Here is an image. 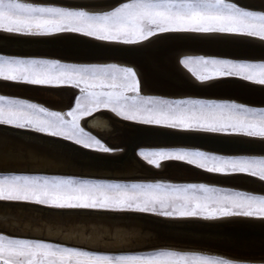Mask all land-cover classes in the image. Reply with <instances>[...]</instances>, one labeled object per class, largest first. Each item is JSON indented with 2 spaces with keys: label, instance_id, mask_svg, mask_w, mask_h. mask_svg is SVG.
Returning a JSON list of instances; mask_svg holds the SVG:
<instances>
[{
  "label": "snow or ice",
  "instance_id": "obj_1",
  "mask_svg": "<svg viewBox=\"0 0 264 264\" xmlns=\"http://www.w3.org/2000/svg\"><path fill=\"white\" fill-rule=\"evenodd\" d=\"M154 29L162 33H234L243 36H260L264 39V14L242 10L227 0H134L123 3L114 11L92 15L71 7L42 3H25L22 0H0V30L29 37H46L59 33H76L94 37L100 41H116L134 44L151 36ZM182 64L188 63L186 60ZM204 75L198 80L221 77H238L264 85V64L238 63L229 60L200 59ZM212 65V68H208ZM125 77L134 75L129 68L115 65L76 66L59 61L23 59L0 55V79L28 85H63L78 87L90 97L88 106L81 109L79 97L72 118V133L77 134V121L81 116H92L94 111L113 106L112 110L124 119L136 120L146 125L166 128L264 137V111H255L237 104L200 105L198 108L172 105L166 100L145 98L140 104L123 110L124 93L136 86L118 81L115 73ZM100 89L101 91H90ZM112 89L119 91H104ZM197 102L188 101L191 105ZM120 108V111H117ZM31 110V113L26 110ZM129 112L131 114H129ZM32 113L51 115L52 120L31 118ZM96 119L95 116H92ZM59 113H47L35 104L9 99L0 95V123L18 127L35 126L37 131L60 135L57 122ZM67 135V133H65ZM77 143L84 141L77 139ZM90 141L85 143L89 147ZM105 151L110 149L105 148ZM159 159L184 161L208 173L256 175L252 168L257 161L243 158H225L216 154L195 151H160L144 154ZM159 167L158 160H149ZM260 179L264 180V160L258 162ZM182 194V195H181ZM203 194V195H201ZM252 197L240 192H220L204 185L171 187L163 184L89 183L73 180H38L26 176L0 177V201L32 202L37 205L60 209H107L155 211L161 215L178 217L250 216L252 210L245 207ZM183 201L177 203V201ZM264 214V199L259 201ZM168 209H171L170 211ZM75 258L76 264H230L226 259L202 255H177L173 252H157L152 255L97 254L48 244L12 239L0 236V264H67Z\"/></svg>",
  "mask_w": 264,
  "mask_h": 264
},
{
  "label": "bare ground",
  "instance_id": "obj_2",
  "mask_svg": "<svg viewBox=\"0 0 264 264\" xmlns=\"http://www.w3.org/2000/svg\"><path fill=\"white\" fill-rule=\"evenodd\" d=\"M49 0H22L25 3H44ZM71 4L72 6H82L81 8L71 7L72 10L84 11L86 13H102L111 9V7H104L103 4L106 2H115L116 0H55ZM118 1V0H117ZM246 9H250L255 12L264 13V0H236ZM56 5V4H51ZM60 6V5H56ZM66 7V6H65ZM170 33V32H167ZM181 33V32H180ZM0 34L12 37H27V38H42V37H29L21 36L13 33H6L0 31ZM166 33H158L152 37L138 41L134 44H123L116 41H100L94 37H85L81 34L76 33H59L52 36H60L56 43L49 45H41L33 48L32 50H46V52L55 53L58 58L48 57H21L23 59H38V60H49L59 61L62 64H71L76 66H91V65H115L118 68H129L134 73V78L137 82V90L132 92L130 96L143 94L149 98H157L160 100H194L199 101L202 99L212 98H200L197 94L205 93V91L196 88L199 84H207L213 80H198L186 70L181 63L184 59H211L212 56L194 53L198 50L216 51L222 53L239 54V55H252V56H263L264 46L256 45L253 43L243 41H231V40H217V39H198L192 37H180V36H168V38L162 39L157 43L149 44L145 47H138L145 42H149L159 35ZM190 34H206V33H190ZM216 34V33H208ZM220 34V33H219ZM224 34V33H222ZM226 34V33H225ZM76 35V36H73ZM229 35V33H228ZM232 35V34H231ZM238 35V34H237ZM242 36V35H241ZM51 37V36H46ZM80 37V39H78ZM83 38V39H81ZM252 38V37H251ZM255 38V37H254ZM252 38V39H254ZM260 38V37H259ZM86 39V40H85ZM258 41L264 42L263 39H257ZM95 41L99 44H106L100 47L95 46ZM89 42V43H88ZM112 46V47H110ZM116 48V49H115ZM18 49V48H16ZM19 50V49H18ZM188 50H195L193 52H187ZM1 55V54H0ZM5 57H15L7 56ZM109 58L111 60L117 59L119 61L107 62H88L93 59ZM216 60L224 59L232 62L242 63H253V64H264V60H236L222 57H213ZM64 59V60H63ZM222 78V77H221ZM236 78V77H233ZM242 80L240 78H236ZM2 81V79H0ZM245 81V80H242ZM12 82V81H11ZM248 82V81H245ZM254 85L263 86L258 83L248 82ZM14 86L9 89L11 92L23 94V97L13 96L0 92V95L5 96L9 99L22 101L26 104H35L37 108H42L47 112L59 113L62 117L60 122L69 123L72 118L67 116L69 111H72L73 106L68 107L72 90L69 86H34L28 84L13 83ZM18 86V87H17ZM206 86V85H205ZM7 90V89H5ZM209 92V91H206ZM212 92H225L229 95H233L245 100L246 103H240L237 100H226V99H212L217 103H230L237 104L242 107L264 111V91L256 90L246 87L239 83H226L223 87L212 90ZM210 93V92H209ZM129 95V94H128ZM197 95V96H196ZM28 96V97H26ZM197 99V100H196ZM199 99V100H198ZM211 100V101H212ZM217 100V101H216ZM207 101V100H202ZM256 106H249V105ZM67 107L69 109H67ZM104 111L105 108L94 111ZM117 119L125 122H132L131 120L124 119L121 115L114 113L113 111H107ZM92 114V115H93ZM38 117V116H37ZM90 116H81L78 121V128L82 131L83 135L89 140L95 141V148L85 147L83 143H77L76 140L66 138L60 135L57 137L64 138L81 148L88 149L92 152H98L106 155L116 156L121 153L131 144V138L135 136V129L130 126H123L107 119L105 116H98L91 122H86V119ZM136 123V122H132ZM141 124V123H140ZM9 125V124H7ZM10 126L18 127L15 124ZM24 128V127H19ZM173 129V128H169ZM36 130V129H35ZM182 130V129H177ZM190 131V130H182ZM40 132V131H37ZM199 132V131H198ZM47 134L45 132H40ZM54 136V135H51ZM139 136V135H137ZM99 148V149H98ZM108 148L110 151H105ZM124 149V150H123ZM195 151L198 149L187 148V147H176V148H142L136 151V157L149 168V170L159 171L163 169L164 162L167 159H158L159 167L155 164H150V159L142 156L140 153L148 154L156 151ZM58 149H53L48 146H42L38 143L23 138H15L13 136L0 132V167L9 166H65L72 165L76 166L75 162H72L67 157H59ZM202 151V150H200ZM205 152V151H203ZM208 153V152H205ZM212 154V153H209ZM222 156V155H220ZM225 158H243L251 159L254 161L264 160V156H222ZM147 162H146V161ZM120 162L122 161L119 160ZM170 168L168 167V173L172 174L171 178L176 179H148L143 178V173L138 172L132 163L123 161V164H116L114 161H106L104 163L95 162H79L80 166L87 171H99L102 174H108L107 171L114 175H119L120 171H124V176L133 175L138 177L137 179L130 180H105V179H91V178H80L70 177L62 175H45V174H0L3 176H23L26 177H44L54 179H74L84 180L91 182L100 183H118V184H148V183H163L179 186L187 185H204L208 188H213L221 192H240L243 195L250 197H258L264 199V180L257 178L247 173H234V174H216L208 173L203 169H199L196 166L184 163V161L170 160ZM177 164H182L180 166ZM144 168L148 171V169ZM196 171L211 175H217L220 177H229V175H241L242 178L238 177L235 182L238 185H221L212 184L197 179ZM1 177V176H0ZM248 178V179H247ZM143 181V182H142ZM157 181V182H155ZM159 183V184H160ZM261 183V184H260ZM177 187V186H176ZM17 202V201H12ZM24 203V202H23ZM32 203V202H25ZM35 204V203H33ZM43 206V205H39ZM46 208H54L43 206ZM60 209V208H54ZM94 210H107V209H94ZM108 211H120V210H108ZM135 212L148 214L157 218L165 220H179V219H204L202 217H178V216H166L159 215L150 212H138L133 210H123V212ZM121 212V211H120ZM231 217H244L255 221H264L263 215H250V216H216L210 220H223ZM248 225L242 226L249 230L255 231V234L259 231L264 232V223H246ZM235 227V226H234ZM0 236L12 239L27 240L30 242H38L48 244L53 247L70 248L78 251L88 252L85 250L68 247L55 243L54 241L65 242L69 244H77L83 246H89L97 249H110L115 251L121 250H134L130 253H114V254H133V255H148L157 252H173L175 254L184 255H202V256H213L220 259H226L230 263L234 264H264V239H254L252 242H242L230 240L227 237L211 236L207 235L203 239L202 235L199 234H181L176 229H169L162 227L159 223H155L150 219H144L139 217L127 216H113V215H93V214H55L46 211H41L35 208L28 207H9L0 205ZM44 238V239H43ZM53 240V241H51ZM165 244H183L191 248H202L210 249L211 251H197L198 249H177V248H163ZM160 249V250H157ZM215 252V253H213ZM92 253V252H91ZM220 253V254H218ZM97 254H109V253H97ZM228 256V257H227ZM235 258V261L232 258ZM242 260H247L243 262ZM248 260L252 262H248Z\"/></svg>",
  "mask_w": 264,
  "mask_h": 264
},
{
  "label": "water",
  "instance_id": "obj_3",
  "mask_svg": "<svg viewBox=\"0 0 264 264\" xmlns=\"http://www.w3.org/2000/svg\"><path fill=\"white\" fill-rule=\"evenodd\" d=\"M128 0H116L115 2H106L103 4L104 7H116L121 5ZM38 3V2H37ZM44 3L56 4L60 6L66 7H75L81 8L82 6H72L71 4L59 2L55 0H49ZM76 36V35H73ZM168 36H180V37H192L198 39H217V40H231V41H243L248 43H253L256 45L264 46V42H260L256 39H252L250 37L241 36V35H228V34H190V33H166L163 35H159L157 38L145 42L141 45H136L142 48L149 44L157 43L162 39L168 38ZM60 36H51V37H42V38H27V37H12L6 36L4 34H0V54L7 56H21V57H48V58H58L55 53L46 52V50H32L33 48L41 45H49L52 43H56L59 41ZM80 39V37L78 38ZM83 39V38H81ZM86 40V39H85ZM95 43V46L100 47H109L104 46L106 44H99L95 41H90ZM89 43V42H88ZM112 47V46H110ZM18 48V49H16ZM116 49V48H115ZM195 50H188L187 52H193ZM194 53L203 54L212 57H222L228 59H236V60H264V55L261 56H252V55H239V54H230V53H222L216 51H206V50H198ZM102 59H93L88 62H115L119 61L117 59L111 60L109 58ZM64 60V59H63ZM226 83H239L246 87L263 90V86L254 85L233 77H225L215 79L207 84H199V86H195L199 88L205 93L197 94V97L200 98H212V99H226V100H237L240 103H246L245 100L229 95L225 92L217 93L212 92L214 89H218L223 87ZM20 84V83H19ZM206 85V86H205ZM14 84L11 81H1L0 80V92L4 94H9L13 96L23 97V94L11 92L9 89L13 87ZM18 87V86H17ZM7 89V90H5ZM209 91V92H206ZM28 97V96H26ZM249 106H256L254 104ZM92 116H106L107 119L112 120L113 122L123 125L130 126L132 129H135V136L131 139V144L127 149H123V153L111 156L98 152H92L88 149L81 148L75 143H72L64 138L51 136L47 134H43L37 131H33L26 128L13 127L7 124L0 123V132L13 136L15 138H23L32 140L39 145L48 146L53 149H58L59 157H67L72 162L76 163L75 167L72 165L65 166H9V167H0V174H45V175H62V176H70V177H80V178H91V179H105V180H130L137 179L133 175L124 176V171H120L119 175H114L113 173L102 174L99 171H87L83 167L80 166L79 162H95L104 163L106 161H114L116 164H123V161H128L132 163L135 169L143 173V178L148 179H176L171 178L172 174L168 173V167L170 168L171 162L175 161H166L164 162L163 169L159 171L149 170L148 167L143 165V163L136 157V151L142 148H176V147H187L202 150L208 153L222 155V156H264V138L261 137H248L244 135H224L220 133H205L198 131H182L177 129H169L162 126L155 125H146L140 123H130L117 119L115 116L111 115L106 111H99L94 113ZM92 116L86 119V122L93 121ZM139 135V136H137ZM122 161L120 162L119 160ZM180 166H184L182 164H177ZM144 166L148 169V171L144 168ZM197 179L200 181L212 183V184H221V185H238L235 182V179L240 177V179L245 178L241 175H229V177H220L217 175H211L206 173H201L196 171ZM248 179V178H247ZM261 184V183H260ZM264 185V184H261ZM0 205L11 206V207H28L35 208L41 211H46L49 213L55 214H93V215H113L120 217H141L144 219H150L155 223H159L162 227H166L169 229H176L181 232V234H199L204 235L203 239L207 237V235L211 236H221L227 237L230 240L242 242H252L254 239L261 240L264 239V232L259 231L255 234V231L249 230L248 228H243L242 226H246V223H254L251 225H256L257 223H264V221H255L244 217H231L223 220H204V219H179V220H165L161 218H157L148 214L143 213H135V212H123V211H108V210H94V209H52L46 208L43 206H39L33 203H23V202H12V201H0ZM235 226V227H234ZM44 239V238H43ZM53 241V240H51ZM60 245L73 247L81 250H85L92 253H130V251L134 250H121L115 251L110 249H97L89 246L77 245V244H69L65 242L54 241ZM177 248V249H190L191 247L185 246L183 244H163L160 249L163 248ZM188 247V248H183ZM157 249V250H160ZM191 249H198L197 251H208L210 249L201 250L197 247ZM212 252V251H211ZM215 253V252H213ZM220 254V253H218ZM228 257V256H227ZM232 258V257H231ZM235 261V258H232ZM243 262H247V260H242ZM248 262H252L248 260Z\"/></svg>",
  "mask_w": 264,
  "mask_h": 264
},
{
  "label": "rangeland",
  "instance_id": "obj_4",
  "mask_svg": "<svg viewBox=\"0 0 264 264\" xmlns=\"http://www.w3.org/2000/svg\"><path fill=\"white\" fill-rule=\"evenodd\" d=\"M131 2H134V0H128L127 2H125V3H131ZM227 2L228 3H233V4H236V5H238L242 10H245V11H250V12H252V13H254V11H252V10H248V9H246L244 6H242L239 2H237L236 0H227ZM118 6H122V4L121 5H118ZM118 6H116V7H118ZM116 7H113V8H111L110 10H108V11H105V12H102V13H90V14H92V15H103L104 13H106V12H109V11H114L115 10V8ZM89 14V13H88ZM254 14H264V13H259V12H255ZM0 31H3V30H0ZM158 33H162V32H160L158 29H154V32H153V34L151 35V36H148L147 38H144V39H139V40H137V42L138 41H142V40H146V39H148V38H150V37H152L153 35H155V34H158ZM170 33H180V32H170ZM181 33H191V32H181ZM206 34H208V33H206ZM216 34H219V33H216ZM220 34H222V33H220ZM225 34V33H224ZM226 34H228V33H226ZM237 35V34H234V33H229V35ZM239 35V34H238ZM243 36V35H242ZM246 37H248V36H246ZM257 38V39H262L260 36H252V38ZM260 37V38H259ZM251 38V37H250ZM254 38V39H255ZM264 40V39H263ZM201 59V58H200ZM200 59H184V60H186V61H188V63H186V64H183V66H184V68L186 69V70H188L189 71V69H192L193 71H195L196 72V74L197 75H204L205 73H204V68H205V66L203 65V64H198L197 63V61L198 60H200ZM212 59H214L213 57L211 58V59H209V60H212ZM240 62H242L243 63V61H240ZM209 69L210 68H212L213 66L212 65H208L207 66ZM190 72V71H189ZM191 73V75L193 76V77H195L196 78V76L195 75H193L192 74V72H190ZM115 76L117 77V80L118 81H124V82H126L127 84H129V85H135L136 87L133 89V90H130V91H126L125 93H124V95H125V97H126V99H124V100H122L120 103H121V105H123V110L124 111H129L130 109H132L133 107H134V105H133V103H132V101L133 100H135V102H136V104L138 105V104H140V102L141 101H143L145 98H149V97H146V96H144L143 94H141V93H139L138 95H134V96H130V94L132 93V92H134V91H136L137 90V82H136V79L134 78V76H131V77H125V75H124V73H115ZM222 78H225V77H222ZM236 78H238V77H236ZM197 79V78H196ZM215 79H219V78H215ZM215 79H211V80H215ZM202 81H206V80H202ZM246 81V80H245ZM248 82H253V81H248ZM14 83V82H13ZM15 83H18V82H15ZM20 83V82H19ZM255 83V82H254ZM20 84H24V83H20ZM63 85H66V86H69L70 87V89L72 90V94H71V98H70V103H69V105H68V107L70 108L71 106H73V109H72V111H74L75 109H76V106H77V97H79V104H80V107H81V109H83L84 107H86V106H88V103H89V100H90V97H87V95H86V93H84V92H81L80 91V89L78 88V87H74V86H72V85H68V84H63ZM51 86H60V85H51ZM90 91H94V92H96V91H101L100 89H90ZM104 91H119V89H117V90H112V89H104ZM129 94V95H128ZM151 99H157V98H151ZM157 100H160V99H157ZM197 100V99H196ZM199 100V99H198ZM202 100H207V101H202ZM202 100H199V101H194V100H172V101H168V100H166V101H168L170 104H172V105H178V106H181V107H188V108H198L200 105H205V106H207V105H215V104H230V103H224V102H222V103H217V102H214L215 100H212V99H202ZM212 100V101H211ZM188 101H194V102H197V103H194V104H191V105H189V104H187V102ZM217 101V100H216ZM67 107V109H69ZM112 107L113 106H109L108 108H106L104 111H113L112 110ZM121 109L120 108H117V111H120ZM251 110V109H250ZM103 111V110H102ZM253 111H255L257 114H259V113H261L263 110H260V111H256V110H253ZM26 112H28V113H31V110L29 109V110H26ZM45 112H47V111H45ZM114 112V111H113ZM47 113H49L50 114V112H47ZM114 113H116L117 114V112H114ZM129 114H131L130 112H129ZM38 116V117H37ZM122 117H123V115H121ZM31 118L35 121L36 119H42V120H52V116L51 115H48V116H44L43 114H41V113H32V115H31ZM129 121V120H128ZM132 122H136V123H140L139 121H136V120H131ZM71 123H72V121L71 122H69V123H66V122H64V123H62V122H57V128L56 129H54V130H56V131H60L61 132V134H60V136H63V137H66V138H70V139H73V140H76L77 141V139H79V140H82V141H84L83 142V144H85V143H88V142H90L91 140H89L86 136H84L83 135V133H82V131L79 129V128H77V130H76V132H77V134H73L72 133V129H71ZM142 124V123H141ZM155 126H157V125H155ZM163 127V126H162ZM24 128H26V129H30V130H33V131H37V130H35L36 129V127L35 126H31V125H29V126H25ZM46 133V132H45ZM65 133H67V135H65ZM261 138H264V137H261ZM90 147L91 148H95L96 147V144L95 143H91V145H90ZM99 149V148H98ZM156 152H159V151H156ZM143 153V152H142ZM139 154H140V157L143 159V157L142 156H145V155H141V153H140V151H139ZM146 158H148V159H150V160H158L159 158L158 157H155V156H150V155H148V156H145ZM146 161V160H145ZM147 162V161H146ZM183 162V161H182ZM259 162V161H258ZM256 163L255 165H254V167L252 168V171L253 172H255L256 173V175H253V176H255V177H257V178H260V172H261V168H260V165H259V163ZM184 163H186V162H184ZM187 164V163H186ZM194 166V165H193ZM247 174H249V173H247ZM251 175V174H250ZM1 177L3 176V175H0ZM23 176H26V175H23ZM29 178H32V179H38V180H43V179H47V180H53L54 178H44V177H42V178H40V177H29ZM63 180H73V181H75V182H78V183H80V182H85L84 180H74V179H66V178H64ZM86 182H89V183H98V182H91V181H86ZM143 182V181H142ZM155 182H157V181H155ZM100 183V182H99ZM160 183V182H159ZM109 184H112V183H109ZM148 184H157V183H148ZM160 184H163L162 182L160 183ZM125 185H130V184H125ZM163 185H167V186H171V187H184V186H179V185H171V184H163ZM221 192V191H220ZM230 193H232V192H230ZM182 195V194H181ZM201 195H203V194H201ZM253 199H252V201L249 203V202H246L245 203V207H250V209L252 210V214L254 215H263L264 216V214H261V212H260V209H261V205H260V203H259V201L260 200H262L263 198H258V197H252ZM183 201L181 200V201H177V203L179 204V203H182ZM169 211L171 210V209H168ZM162 211V209L159 207V206H157L156 207V210L155 211H151V210H149V211H146V212H150V213H156V214H159V215H161L160 214V212ZM152 254H155V253H152ZM151 253L150 254H148V255H152ZM107 255H117V254H107ZM177 255H184V254H177ZM188 256H191V255H188ZM67 264H76V260H75V258H72L71 260H69L68 262H67ZM231 264V263H230ZM232 264H234V263H232Z\"/></svg>",
  "mask_w": 264,
  "mask_h": 264
}]
</instances>
